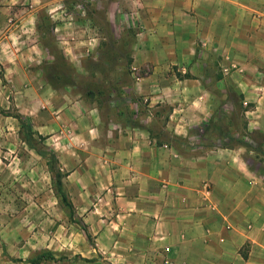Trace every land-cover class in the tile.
Listing matches in <instances>:
<instances>
[{"label":"crops","instance_id":"obj_1","mask_svg":"<svg viewBox=\"0 0 264 264\" xmlns=\"http://www.w3.org/2000/svg\"><path fill=\"white\" fill-rule=\"evenodd\" d=\"M129 35V82L82 94L45 77L53 63L87 74L107 39ZM237 97L253 147L234 130L219 145L209 126ZM13 106L52 140L74 219L110 264H264L251 156L264 154V0H0V186L41 191L44 158L13 143Z\"/></svg>","mask_w":264,"mask_h":264},{"label":"rangeland","instance_id":"obj_2","mask_svg":"<svg viewBox=\"0 0 264 264\" xmlns=\"http://www.w3.org/2000/svg\"><path fill=\"white\" fill-rule=\"evenodd\" d=\"M111 38L107 39L102 46L101 56H98L96 60L85 61L83 68L84 70L86 68L87 74L73 73V70L66 65L57 66L53 63L45 67V77L49 83L58 87H62L64 84L77 83L78 87L74 92L82 94L90 91L91 87L103 89L104 87L101 86L104 84L129 82L132 72L129 62L134 44L133 38L131 35L118 40H111ZM211 77L216 80L220 75L216 73ZM235 100L236 105L230 109V114L226 108L219 107L218 114L225 116V125L222 128L224 131L234 130L235 133L244 135L242 141L245 140L244 137H249V144L246 141L241 143L253 147L255 136L253 135L252 138V135L243 129V108L239 105L238 97ZM127 110H129L128 107ZM166 110L163 108L157 112L164 115ZM126 113L133 115L131 111H126ZM11 114L13 116L17 114L14 106L11 109ZM24 120L33 132L32 140L36 144L37 151H41L44 146L52 149V140L47 137H43L42 140L39 139L34 124L29 119ZM26 135V131L19 129L18 134L13 139V143H17L15 146H29L28 143L23 144L21 142ZM226 139H221L218 144L228 143ZM238 139L235 138V141ZM67 150L68 143L65 141L61 144V152H67ZM251 156L254 161H257V163H253L254 166L262 167V177L264 178V154L255 153ZM43 158L41 191H39V186L38 189L35 187L34 182L31 183L32 186H24L22 181L19 182L14 178L10 186H0V264H9V260H12L13 264H26V261L18 260H28L38 252L46 250L53 253L55 260L45 261L41 264H110L104 259V253L95 245V237L90 234L88 239L85 235V231L88 233L89 230L83 217L76 215L75 220L79 222L78 224L69 220L67 209L61 205L59 197L55 193L47 160L44 156ZM17 163L13 165V177L19 173L15 169ZM16 183H21V185L16 186ZM64 189L67 191L65 186ZM36 190L38 195H35ZM95 198L97 199V196ZM100 205L98 198L95 204H88L87 209L100 217ZM99 224L102 223L98 220L95 221V227H98ZM75 246L77 251H75Z\"/></svg>","mask_w":264,"mask_h":264},{"label":"trees","instance_id":"obj_3","mask_svg":"<svg viewBox=\"0 0 264 264\" xmlns=\"http://www.w3.org/2000/svg\"><path fill=\"white\" fill-rule=\"evenodd\" d=\"M238 97H239L240 100L242 99V96H238ZM13 117L16 118L19 121V124L21 126V130L26 131L27 135H26V137H24V139L26 140L28 145L31 148L35 149L36 148V144L32 140L33 132L27 126V122L19 114H16ZM209 126H211L214 131H217V133L220 136H222V139L227 138L228 141H235L234 139L228 137L227 136V132L224 131L223 128L221 127V125L218 122L214 121L213 119L210 120ZM39 139L42 140L44 138L42 136H39ZM222 145L223 146H227L228 143H226V144L223 143ZM39 152H42V155L47 160V165L49 167V172H50L51 177H52L55 193L59 197V201H60L61 205L64 208L67 209L69 220L72 223L78 224L79 222H77L74 219L73 205L70 202V200L68 199L67 193H66V191L64 189V186H63V177L65 176V174L63 172H61V170L58 167V160H57V157H56L54 151L49 149L47 146H44L43 149L41 151H39ZM85 235L87 236L88 239L90 238V235L86 231H85ZM51 260H53V261L55 260V258L53 256V253L51 251H47L46 250V251L38 252L37 254H35L34 256L29 258L27 260V262H29V264H41V263H43L45 261H51Z\"/></svg>","mask_w":264,"mask_h":264},{"label":"built area","instance_id":"obj_4","mask_svg":"<svg viewBox=\"0 0 264 264\" xmlns=\"http://www.w3.org/2000/svg\"><path fill=\"white\" fill-rule=\"evenodd\" d=\"M166 263V262H165Z\"/></svg>","mask_w":264,"mask_h":264}]
</instances>
